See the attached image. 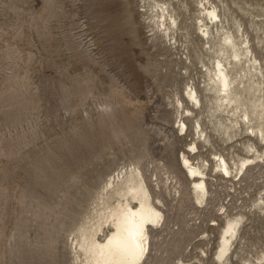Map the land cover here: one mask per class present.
Listing matches in <instances>:
<instances>
[{
  "label": "rangeland",
  "instance_id": "374dc122",
  "mask_svg": "<svg viewBox=\"0 0 264 264\" xmlns=\"http://www.w3.org/2000/svg\"><path fill=\"white\" fill-rule=\"evenodd\" d=\"M128 181L140 264H264V0H0V264H87Z\"/></svg>",
  "mask_w": 264,
  "mask_h": 264
},
{
  "label": "bare ground",
  "instance_id": "6f19581e",
  "mask_svg": "<svg viewBox=\"0 0 264 264\" xmlns=\"http://www.w3.org/2000/svg\"><path fill=\"white\" fill-rule=\"evenodd\" d=\"M216 17L215 12H209ZM220 76L219 82L225 93L230 87L228 76L222 69L221 64L218 66ZM225 172L226 164L224 163ZM190 173L197 179L200 172L191 170ZM200 189L205 191V183H196ZM127 192L125 196L139 203V208H133L127 204L116 210L110 217V222L115 229L113 234L106 243L101 244L91 240L88 245L87 264H140L149 249V229L160 221L161 214L150 202V194L141 182L128 181L126 184ZM202 198L199 197V200ZM234 233L233 225L225 231L222 238L221 250L218 254L219 260H223L229 250L230 237Z\"/></svg>",
  "mask_w": 264,
  "mask_h": 264
}]
</instances>
